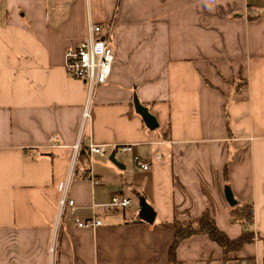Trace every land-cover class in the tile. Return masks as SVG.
Segmentation results:
<instances>
[{"label": "crops", "instance_id": "1", "mask_svg": "<svg viewBox=\"0 0 264 264\" xmlns=\"http://www.w3.org/2000/svg\"><path fill=\"white\" fill-rule=\"evenodd\" d=\"M89 25L106 29L114 62L84 122L87 88L65 57ZM91 145L108 151L93 157L96 186ZM67 185L76 210L59 220ZM226 187L253 206L255 241L225 260L196 235L177 264H264V0H0V264H174L175 221L208 211L229 238L242 235ZM113 195L137 203L105 211ZM139 197L152 224L138 218ZM93 216L103 225L77 227Z\"/></svg>", "mask_w": 264, "mask_h": 264}, {"label": "built area", "instance_id": "2", "mask_svg": "<svg viewBox=\"0 0 264 264\" xmlns=\"http://www.w3.org/2000/svg\"><path fill=\"white\" fill-rule=\"evenodd\" d=\"M251 12L255 11V8L250 9ZM106 29L100 25H89L87 37L73 50H69L65 57V69L67 74L77 80L85 83L87 88L88 103L83 111V121H87L90 118V103L94 97L95 91L99 86L108 83L111 76L114 51L106 38ZM53 147H58L56 143L57 139L53 141ZM81 145L77 142L73 146L74 159L72 161L70 173L73 171L76 156L79 154ZM117 151L125 154L133 152L132 145H119L115 147ZM94 156L107 157L108 151L106 146H89L90 166L85 172L87 178L93 183V185H99L100 181L97 180L93 169L92 162ZM160 157H154L158 160ZM136 164L144 171L150 169V162L147 159H143L139 156L135 157ZM136 200L126 197L124 195H113L111 202L102 206L105 211H109L113 207H119L124 210L131 208L136 204ZM59 220L66 213L74 214L76 207L75 202L68 197V185L64 191V194L59 200ZM58 220V221H59ZM76 225L79 228H96L103 225L102 220L93 216L89 220H76ZM50 253L53 256L54 246L51 247ZM249 264H260L258 261L251 262Z\"/></svg>", "mask_w": 264, "mask_h": 264}, {"label": "trees", "instance_id": "3", "mask_svg": "<svg viewBox=\"0 0 264 264\" xmlns=\"http://www.w3.org/2000/svg\"><path fill=\"white\" fill-rule=\"evenodd\" d=\"M228 166L224 170L225 178L227 177ZM232 222L238 223L242 227V235L238 239L229 238L225 232L220 230L215 221L211 218L208 211L192 221H175L174 222V241L170 248V261L177 264L176 249L180 243L196 235L208 236L212 241L217 243L224 252V259H229V254L239 251L244 245L251 244L255 241V234L250 230L253 223V206L251 204L237 205L231 209Z\"/></svg>", "mask_w": 264, "mask_h": 264}, {"label": "water", "instance_id": "4", "mask_svg": "<svg viewBox=\"0 0 264 264\" xmlns=\"http://www.w3.org/2000/svg\"><path fill=\"white\" fill-rule=\"evenodd\" d=\"M134 106L136 112L142 117V119L145 122L146 127L154 131L158 128V122L156 118L149 112L148 108L143 106L135 97L134 99ZM110 161L116 165L117 167H120V163L116 160L115 154L113 153L110 156ZM225 196L228 204L231 207H235L237 205V201L234 198V195L232 194V191L229 187L225 188ZM155 212L154 209L146 202V200L142 197H139V213L138 218L146 223L152 224L155 220Z\"/></svg>", "mask_w": 264, "mask_h": 264}]
</instances>
